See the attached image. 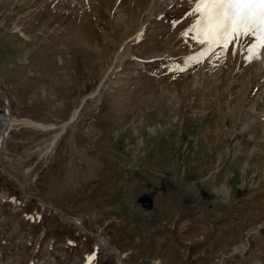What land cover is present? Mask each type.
Returning <instances> with one entry per match:
<instances>
[{"label": "rangeland", "instance_id": "374dc122", "mask_svg": "<svg viewBox=\"0 0 264 264\" xmlns=\"http://www.w3.org/2000/svg\"><path fill=\"white\" fill-rule=\"evenodd\" d=\"M193 2L0 0V86L54 126L5 139L0 264H264V50L201 57Z\"/></svg>", "mask_w": 264, "mask_h": 264}, {"label": "snow or ice", "instance_id": "6c2138e0", "mask_svg": "<svg viewBox=\"0 0 264 264\" xmlns=\"http://www.w3.org/2000/svg\"><path fill=\"white\" fill-rule=\"evenodd\" d=\"M195 19L186 32L205 47L200 56L218 49L227 52L247 36L254 38L247 46V60L258 58L264 50V0H195ZM186 58V63L191 60Z\"/></svg>", "mask_w": 264, "mask_h": 264}, {"label": "water", "instance_id": "95a60500", "mask_svg": "<svg viewBox=\"0 0 264 264\" xmlns=\"http://www.w3.org/2000/svg\"><path fill=\"white\" fill-rule=\"evenodd\" d=\"M0 97H1L2 101L4 102V108H5V111L7 113L8 118L9 117L11 118L12 117V107H11V104L9 102V97H8L6 91L1 86H0ZM8 130H9V127H8V124L6 123V124H4V126L2 128L3 133H2V136L0 138V165L6 174H8L10 177L14 178L17 182H19V180L16 178V176H14L12 174V172L7 168L6 162L3 158V151H4V147H5V138L7 136ZM40 201L42 202V204L47 205L51 209L55 210L67 222L75 224V225L79 226L80 228L86 230L80 224V221L76 220L75 218H71V217L67 216L60 209L54 207L51 204L46 203L44 200L40 199ZM260 227L261 226H259L258 228H260ZM252 232H254V231H252ZM252 232H250V233H252ZM232 253H230V254H232Z\"/></svg>", "mask_w": 264, "mask_h": 264}, {"label": "bare ground", "instance_id": "6f19581e", "mask_svg": "<svg viewBox=\"0 0 264 264\" xmlns=\"http://www.w3.org/2000/svg\"><path fill=\"white\" fill-rule=\"evenodd\" d=\"M194 3V2H193ZM95 93H96V91H95ZM4 103V102H3ZM80 107V106H79ZM5 109V108H4ZM78 109L79 108H76L75 110H74V112H73V114H72V116L70 117V119H68L66 122H64L62 125H61V128H60V130L57 132V133H55L53 136H52V140H51V142L53 143L55 140H57V138H59L58 136H60V134H61V132L64 130V128L66 127V125L68 124V123H70V122H72L73 120H74V118L76 117V115H77V113H78ZM8 124V127H9V130H8V133H7V136L9 135V133H10V129H12L15 125H17V124H20V123H26V124H29V125H34V126H38V127H41V128H43V129H49V128H53L54 126H52V125H45V124H42V123H40V122H34V121H29V120H24V119H18L14 114H12V117L10 118H8V116H7V113H6V111H5V113L2 115V116H0V138H1V136H2V133H3V131H2V128H3V126H4V124ZM60 127V126H59ZM6 136V137H7ZM6 139V138H5ZM50 145V144H49ZM99 174V173H98ZM100 180V179H99ZM76 220H78V221H80L79 219H77L76 218ZM80 224L82 225V222L80 221ZM104 241H105V243L106 244H108V245H110L111 247H112V249H113V251L115 252V253H118V249L117 248H115L114 246H112L111 245V243H110V241L109 240H106V239H103ZM244 246V245H243ZM246 246H244V248H245ZM130 253V252H129ZM128 255V253H122V255L119 257L120 258V261H122L123 263H124V257H126ZM158 264H160L159 262H158Z\"/></svg>", "mask_w": 264, "mask_h": 264}]
</instances>
